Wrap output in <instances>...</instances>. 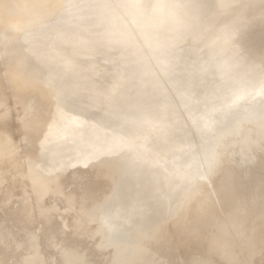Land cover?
Returning a JSON list of instances; mask_svg holds the SVG:
<instances>
[{
	"label": "bare ground",
	"instance_id": "obj_1",
	"mask_svg": "<svg viewBox=\"0 0 264 264\" xmlns=\"http://www.w3.org/2000/svg\"><path fill=\"white\" fill-rule=\"evenodd\" d=\"M18 1L22 0H14L8 10L3 4L0 15L10 19L20 10ZM37 3L34 0L11 19L12 30L22 33L35 60V64L25 57L18 60L32 76L15 81L11 93L27 141L49 147L59 142L63 128L77 130L79 123L66 115L81 111L86 100L111 129L122 131L108 134L125 133L120 141L136 152L124 157L123 163L101 158V165L90 168L121 174L125 194L149 200L145 210L156 227L163 219L213 225L215 242L234 226L252 229L256 240L264 236V0H55L50 7H37ZM42 71L47 75L44 79ZM6 97L0 76L1 109ZM0 126L8 131L11 125L3 119ZM152 126V135L141 134ZM187 129L194 130L202 148L195 151L196 159L177 161L175 171L190 169L189 179L197 186L170 175L159 181L162 165L148 142L167 137L169 147L190 145L181 135ZM44 147L40 146L42 158L49 153L46 148L42 151ZM17 164L15 149L1 131L0 173L17 175ZM195 194L205 199L204 211L192 209ZM124 208L121 218L125 219L131 207ZM19 209L24 213L23 207ZM108 213L117 215L115 210ZM39 216L44 230L55 231L50 213ZM6 226L0 231V241H5L0 264L12 261ZM176 227L180 226L173 227L168 239L172 240L171 264H178V251H195L188 245L190 237ZM124 228L123 240H150L146 231L143 234L126 222ZM70 237L72 245L83 238L75 230ZM196 238L198 247L208 246ZM219 248L217 243V253ZM227 250L231 256L226 264L236 263L234 250ZM77 251L83 263L82 256H89L93 264H100L90 245L83 244ZM118 253L127 256L128 251ZM116 255L113 264H119ZM194 257H199L198 252ZM249 257L255 264V257Z\"/></svg>",
	"mask_w": 264,
	"mask_h": 264
},
{
	"label": "rangeland",
	"instance_id": "obj_2",
	"mask_svg": "<svg viewBox=\"0 0 264 264\" xmlns=\"http://www.w3.org/2000/svg\"><path fill=\"white\" fill-rule=\"evenodd\" d=\"M13 1L0 0V14L5 9L12 8ZM40 1L36 4L37 7H50L55 3V0ZM19 3L20 10L16 11L10 19L7 20L0 15V76L7 96L5 107L0 108V122L4 119L11 125L8 131L1 130L0 126V132L2 131L12 143L19 168L15 176L0 173V231L7 224L6 228H9L7 232L10 236L8 252L12 260L10 264H64L62 257L67 250L68 253L71 251L69 254L80 260L81 264H93V259L89 256H82L84 263L78 257L80 253L77 249L83 244L93 248L100 264H111L115 254L117 255L114 260H119V264H171L172 240L169 242L168 239H171L169 237H172L171 232L175 226H180L176 228L182 235L190 237L191 240H188L190 248L195 247L193 248L195 251L189 250L186 254L178 251V264H226L225 259L231 256L227 253L229 252L227 249L234 250L232 254L239 258L234 264H254L249 260V256L252 255L256 258L252 260L255 264H264V236L256 240L253 238L252 229H239L234 226L233 230L230 229L231 231L228 230L218 236L219 239L215 242L211 234L213 225L182 224L180 219H163L161 226L156 227L152 214L145 210L149 200L141 198L139 194H125L123 188L126 184L121 174L110 172L102 167L97 172L92 171L90 167L93 164L98 166L101 158H105L111 164L123 163L124 157L135 156L136 152L126 142L120 141L125 133L114 137L108 134L111 130L115 133L122 131L111 129L112 126L102 114L96 113L86 105V100H83L85 105L81 111H70L66 115L67 118L70 117L79 123L77 130L72 127L63 128L59 142L53 143L51 147L49 146L50 148L38 142L32 144L27 141L25 138L27 132L19 127V105L16 108L17 102L11 93L15 81L24 82L29 80L28 76H32L21 68L18 60L21 61L20 58L25 57L33 64L35 60L28 54L22 33L17 34L12 30L11 19L18 18L23 9L25 7L27 9V5H31L33 0H22ZM3 4L6 6L5 9ZM17 56L20 57L17 58ZM40 76L42 79L47 77L43 71ZM6 106L11 108L8 110ZM255 119L257 120V117ZM239 128L240 126H237L238 130ZM153 129L154 126L147 127L141 134L149 135ZM181 135L187 136L190 145L169 147L166 143L169 139L167 137L151 139L152 141L148 142L153 151L157 153L156 157L162 165L157 179L163 181L166 178L162 176L168 177L169 175L186 178L185 180L196 187L197 182L189 179L190 169L182 168V171L178 172L175 171V167L177 161L183 160L185 163L196 159L195 151H200L199 147L202 148V145H199V139L196 138L192 129L183 130ZM39 145L44 147L42 151L45 148L48 149L47 157L42 158ZM192 200V209L198 208L199 211H204L205 199L202 195L195 194ZM127 205L132 209L129 208L128 217L125 216L124 219L121 218L122 209ZM20 206L24 208V213L19 209ZM108 210H115L117 217H112ZM138 210L140 213L137 212ZM17 211L20 212L18 215ZM42 213H50L57 225V228L54 226L52 228H55V231L43 229V219L39 216ZM125 222L130 224L132 229H137L143 234L146 231L145 237L150 240L139 241L133 237L126 241L120 238L127 231L126 228L123 230ZM220 225L224 228L226 224L221 222ZM73 230L83 237L80 238L81 241L73 243L74 246L70 243ZM7 232L5 231L6 235ZM196 235L208 246L198 247L200 243L196 244ZM82 240L87 243L85 244ZM174 241L177 244V241ZM194 243L196 245L193 246ZM217 243L220 246L218 253L214 249ZM4 244L5 241L0 242V251L5 249ZM76 245L79 248H76ZM181 247L183 248L182 245ZM123 250L128 251L127 256L118 253ZM196 252L199 257H194ZM214 253L219 254L218 258L212 256L215 255Z\"/></svg>",
	"mask_w": 264,
	"mask_h": 264
},
{
	"label": "water",
	"instance_id": "obj_3",
	"mask_svg": "<svg viewBox=\"0 0 264 264\" xmlns=\"http://www.w3.org/2000/svg\"><path fill=\"white\" fill-rule=\"evenodd\" d=\"M34 1V0H33ZM37 2H39L40 0H36ZM43 1V0H42ZM41 2V1H40ZM34 9V8H33ZM1 239V238H0ZM1 242V241H0ZM3 243V242H2ZM70 253V252H69ZM69 253H64L63 254V261L64 264H81L80 260L76 259L74 256H72Z\"/></svg>",
	"mask_w": 264,
	"mask_h": 264
}]
</instances>
